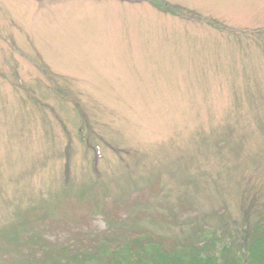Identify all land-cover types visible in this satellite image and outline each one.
Wrapping results in <instances>:
<instances>
[{
    "label": "rangeland",
    "instance_id": "374dc122",
    "mask_svg": "<svg viewBox=\"0 0 264 264\" xmlns=\"http://www.w3.org/2000/svg\"><path fill=\"white\" fill-rule=\"evenodd\" d=\"M252 204L264 0H0V264L117 228L172 248Z\"/></svg>",
    "mask_w": 264,
    "mask_h": 264
},
{
    "label": "trees",
    "instance_id": "16d2710c",
    "mask_svg": "<svg viewBox=\"0 0 264 264\" xmlns=\"http://www.w3.org/2000/svg\"><path fill=\"white\" fill-rule=\"evenodd\" d=\"M93 201L97 206L96 199ZM223 221L221 228H198L194 237L175 241L172 248L152 232L132 237L125 235L124 228H117L98 242L100 247L95 251L85 249L83 254L67 259L71 261L68 264H264V208L258 210L252 204L238 227L229 218ZM48 251L41 248L45 256ZM61 256L66 257V253L56 252L52 264H60ZM26 257L37 264L43 260V256L40 259L31 253Z\"/></svg>",
    "mask_w": 264,
    "mask_h": 264
}]
</instances>
